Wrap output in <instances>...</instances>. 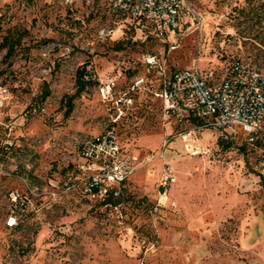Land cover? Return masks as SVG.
Masks as SVG:
<instances>
[{
	"label": "rangeland",
	"instance_id": "rangeland-1",
	"mask_svg": "<svg viewBox=\"0 0 264 264\" xmlns=\"http://www.w3.org/2000/svg\"><path fill=\"white\" fill-rule=\"evenodd\" d=\"M112 1L0 0V264H264V145L165 116L144 60L210 80L238 58L264 70V0H192L198 22L164 40L114 20ZM81 70L94 83L68 102ZM137 77L131 105L102 99ZM111 125L144 164L106 203L63 192L78 139ZM162 161L176 176L164 202Z\"/></svg>",
	"mask_w": 264,
	"mask_h": 264
},
{
	"label": "built area",
	"instance_id": "built-area-1",
	"mask_svg": "<svg viewBox=\"0 0 264 264\" xmlns=\"http://www.w3.org/2000/svg\"><path fill=\"white\" fill-rule=\"evenodd\" d=\"M109 11L114 20L146 27L162 40L172 33L180 34L184 27L199 19L192 0H113ZM115 31L117 28L110 29ZM144 60L147 69L159 78L154 95L162 100L165 116H174L179 122L190 120L197 127L221 129L230 135L240 132L251 145H264L261 135L264 132V70L238 58L229 63L221 78L210 80L196 63L168 72L165 61L156 55H146ZM111 85L112 80L100 87L102 99L129 106L133 102L132 93L144 85V78H134L124 91L115 92ZM181 135L184 147L192 148L187 141L192 139L190 132ZM153 159L162 160L163 152L149 154L143 162ZM142 164L139 156L122 148L115 126H108L96 135L78 139L73 171L63 192L75 191L88 199L103 201ZM258 169L264 180V148L259 154ZM175 181L173 169L162 161L158 176L159 201L169 200V189ZM11 195L14 200L19 196L14 191ZM14 222L13 217L7 221L8 225Z\"/></svg>",
	"mask_w": 264,
	"mask_h": 264
},
{
	"label": "trees",
	"instance_id": "trees-1",
	"mask_svg": "<svg viewBox=\"0 0 264 264\" xmlns=\"http://www.w3.org/2000/svg\"><path fill=\"white\" fill-rule=\"evenodd\" d=\"M5 41V45L8 46V52H10L11 50V44L8 42V39H4ZM94 82L90 81V79H86L85 78V75L83 73V71H79L75 77V86H76V89L74 91L73 94L69 95L68 96V99L70 102L71 99H74L76 98L77 96H79L84 90L85 88L88 86V85H92ZM49 95V89L48 87H46L44 89V92H43V95H42V98H45L46 96ZM120 191L118 189H113L110 191L108 197L104 200V203L108 202L109 200H112V198L114 197H117L118 195H120Z\"/></svg>",
	"mask_w": 264,
	"mask_h": 264
}]
</instances>
